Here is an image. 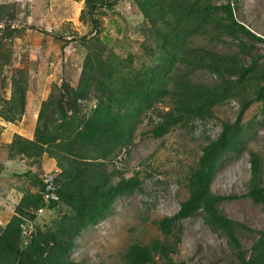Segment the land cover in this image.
<instances>
[{
  "label": "trees",
  "instance_id": "16d2710c",
  "mask_svg": "<svg viewBox=\"0 0 264 264\" xmlns=\"http://www.w3.org/2000/svg\"><path fill=\"white\" fill-rule=\"evenodd\" d=\"M120 1H85L80 18L90 21L92 32L79 38L84 55L77 86L54 88L39 106L32 138L14 135L7 144L10 160L3 166L11 163L28 168L23 160L13 161L15 157L29 160L30 165L42 157L54 161L48 168L59 199H44V167L38 175L25 169L12 174L29 179L37 190L22 193L16 213L0 228V264H83L69 259L76 239L110 213L116 198L140 188L137 175L124 177L113 165L122 153H128L147 115L155 112L148 134L157 139L175 127L212 119L215 107L232 100L239 101L236 118L222 122L217 137L202 147L187 177L186 200L173 216L155 221L162 238L130 244L124 264L170 260L181 241V221L199 212L209 227L226 236L237 264H264V230H252L226 217L219 206L233 197L211 192L222 161L247 152L250 178L245 196L264 208L262 159L248 149L242 123L253 103L259 104L264 119V50L253 55L254 47L239 38L263 47L264 39L236 19L234 0H131L142 17L137 28L142 40L140 52L129 53L123 60L99 40L96 17ZM228 37L238 38L239 54L216 49ZM6 67L0 55V120L14 124L25 114L28 77L22 76L21 69L8 77ZM199 71L212 75L213 83L196 82L193 76ZM8 85L11 92L5 98ZM40 209L60 215L40 227L30 214ZM28 222H33L34 231L25 238L23 224ZM240 230L254 235L248 251L239 242Z\"/></svg>",
  "mask_w": 264,
  "mask_h": 264
},
{
  "label": "rangeland",
  "instance_id": "374dc122",
  "mask_svg": "<svg viewBox=\"0 0 264 264\" xmlns=\"http://www.w3.org/2000/svg\"><path fill=\"white\" fill-rule=\"evenodd\" d=\"M85 1L0 0V55L8 66L6 74L9 77L21 69L22 76L28 77L24 116L14 124L0 120V228L16 213L22 193L37 190L29 179H19L12 174L25 169L38 175L42 167L54 166V161L46 157L33 165L29 160L13 159L23 160L29 169L22 164L18 167L11 163L3 166V163L10 160L7 144L14 135L32 138L39 106L52 90L64 84L77 86L84 55L79 38L92 32L90 21L80 18L82 9H86ZM234 4L236 19L264 39V0H234ZM96 17L100 25L99 40L117 57L125 60L129 53L140 52L142 37L137 28L142 17L131 0L120 1L110 10L102 9ZM239 39L248 47H254L253 55L263 53L261 43L244 37ZM238 41V38L228 37L216 49L239 54ZM193 77L196 82L205 84L214 81L205 71L196 72ZM10 92L8 85L4 97L9 98ZM259 107L258 103H253L244 113L242 123L248 149L262 159L264 179V119ZM238 109L239 101L232 100L215 107L212 119L194 121L187 128L175 127L157 139L148 134L149 119H155V112H150L137 129L128 153H122L113 165L124 177L137 175L141 180L139 190L116 198L104 219L84 229L69 259L83 264H124V253L130 244L161 239L155 221L171 217L179 210L188 196L189 171L196 166L202 147L217 137L222 122L235 120ZM249 178L248 153L228 156L215 173L211 192L233 197L219 206L226 217L252 230H264V208L245 196ZM16 187L22 191H17ZM38 212L31 210L30 214L35 215L34 222L40 227L60 215L55 210ZM180 229L181 241L176 252L170 260L158 258L156 264H237L226 236L209 227L201 212L182 220ZM238 239L248 251L254 235L240 230Z\"/></svg>",
  "mask_w": 264,
  "mask_h": 264
},
{
  "label": "built area",
  "instance_id": "2783aa9c",
  "mask_svg": "<svg viewBox=\"0 0 264 264\" xmlns=\"http://www.w3.org/2000/svg\"><path fill=\"white\" fill-rule=\"evenodd\" d=\"M42 182L44 185V199L46 201H58V196L55 193V186L53 183L54 180V175L52 173L51 168H44V172L42 174ZM42 209L39 210L38 213H41ZM34 231V227H33V222H28L23 224V231H22V235L25 238H28L32 235Z\"/></svg>",
  "mask_w": 264,
  "mask_h": 264
}]
</instances>
